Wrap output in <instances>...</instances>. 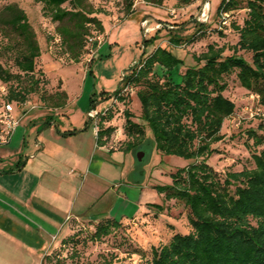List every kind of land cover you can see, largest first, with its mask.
I'll use <instances>...</instances> for the list:
<instances>
[{
  "label": "trees",
  "instance_id": "1",
  "mask_svg": "<svg viewBox=\"0 0 264 264\" xmlns=\"http://www.w3.org/2000/svg\"><path fill=\"white\" fill-rule=\"evenodd\" d=\"M34 1L42 3L43 12L56 24L62 49L72 62H79L86 53L90 36L104 31L98 16L101 10L89 0ZM121 1L125 18L136 11V0ZM141 1L161 6L165 0ZM183 2L189 4L193 0ZM224 12L229 14V22L219 28V16ZM217 13L215 26H208V21L200 24L185 42L212 32L224 38L226 32H232L234 40L208 42L202 53L194 55V65L178 72L179 81L173 78V71L181 60L162 46L122 75L123 86L136 88L141 122L133 121V114L124 109L123 132L127 139L121 150L136 152L147 143L153 153L173 154L189 161L171 173V184L155 189L166 200L175 199L187 207L191 229L187 233L174 232L166 243L153 247L147 264H264V123L244 132L250 166L220 177L207 163L216 151L212 144L223 139L224 120L235 110V103L223 93L226 77L234 74L239 85L264 108V0H221ZM3 39L0 49L12 52L16 67V72H12L0 63V81L7 87L3 98L5 102L24 103L40 86L41 79L35 72L41 48L25 11L16 3L0 9V42ZM169 42L179 46L182 39L172 36ZM227 49L230 53L225 54ZM244 54H250V59ZM121 92L118 86L113 94L123 100ZM49 97L52 108L63 107L68 100L65 90ZM91 103L94 107V100ZM112 118L109 109L99 111L96 117V142L100 146L113 130L111 125H104ZM143 176L141 168L135 174L136 181L140 182ZM151 206L162 210L161 205ZM77 221L70 218L69 226ZM119 224L103 217L96 223L92 237H106ZM44 264L60 261H52L50 252L44 257Z\"/></svg>",
  "mask_w": 264,
  "mask_h": 264
},
{
  "label": "rangeland",
  "instance_id": "2",
  "mask_svg": "<svg viewBox=\"0 0 264 264\" xmlns=\"http://www.w3.org/2000/svg\"><path fill=\"white\" fill-rule=\"evenodd\" d=\"M89 1L95 8L101 10L98 16L106 24V44L94 59L92 52L87 49L76 63L64 53L60 42H55L56 24L43 12L42 3L34 0H0V9L5 4L16 3L25 11L42 47L35 72V76L41 79L37 92L30 94L24 103L5 102L3 97L7 87L0 81V116L6 111L5 104L9 103L12 106L11 115L19 123L24 112L29 109L48 110L54 107L49 96L65 89L69 94V101L64 111L74 112L70 116L74 122H78L82 113L87 116L86 110L109 109L113 118L104 125H111L113 130L103 146L107 151L121 150L127 139L123 132L124 109H128L133 114V121L141 122L140 104L135 95L136 88L123 86L122 74L126 73L132 64L149 55L157 46H162L181 60L177 69L173 71V78L179 81L178 72L194 65V55L202 53L208 42L219 39L220 42L230 43L234 37L232 32H226V38L212 32L194 38L192 43L185 42V39L191 37L200 24L204 23L197 19L203 5L208 4L207 25H216L217 8L221 0H193L189 4L183 0H165L161 6L142 1L137 4L136 11L126 18L121 0ZM64 6L69 5L64 4ZM157 24H159L158 28ZM149 27L153 28L151 32H145V28ZM172 36L180 37L182 44L172 45L169 42ZM145 41L147 46L144 48ZM4 42L3 39L0 47L4 46L2 44ZM109 45H112L113 49L109 50ZM11 53L10 50L1 48L0 63L10 67L12 72H16ZM224 53L228 54L230 51L227 49ZM244 55L250 59V54ZM225 81L227 87L223 93L235 103V110L224 120L221 128L223 139L212 144L216 151L207 158V163L220 177L229 171L251 165L250 151L244 144L246 137L244 132L246 129L256 128L259 123H264V108L258 104V99L255 96L251 97L249 91L239 85L234 74L226 77ZM118 86L122 89L123 100H119L113 94ZM102 90L107 92L102 93ZM91 100L96 102L94 107ZM58 116V113L52 111L51 121L59 123ZM29 128L31 127H23V133L27 139L35 140L36 133L27 135ZM2 130L3 124L0 123V141L1 136L5 134ZM47 131L44 130L45 136ZM138 152H143L140 160ZM133 153L134 166L146 171L144 183L124 189L123 186L109 187L111 198L106 195V198L90 207V212L97 214L99 218L79 219L72 223L69 226L70 238L63 243L60 242L50 251L52 261L58 260L60 264H147L151 259L153 247L166 243L174 232L187 233L191 229L187 207L175 199L166 200L164 194L155 189L158 185L171 184V173L179 167L186 166L189 161L173 154L153 153L148 149L147 143L142 149ZM131 161L132 158L128 156L127 164ZM108 172L106 173L110 175L114 171ZM78 194H80L78 203L87 198L81 186ZM116 195L120 199L115 200ZM140 204L141 209H139ZM151 204L161 205L162 210ZM122 214H126L127 217H121ZM106 216L119 221V226L115 227L110 235L94 239L92 234L96 223ZM47 240L49 247L56 244V241L51 242L50 238ZM36 254L31 252L30 255H25L21 263H17L16 256L3 252L0 254V264L10 262H14L10 264H40Z\"/></svg>",
  "mask_w": 264,
  "mask_h": 264
},
{
  "label": "crops",
  "instance_id": "3",
  "mask_svg": "<svg viewBox=\"0 0 264 264\" xmlns=\"http://www.w3.org/2000/svg\"><path fill=\"white\" fill-rule=\"evenodd\" d=\"M103 26L104 40L92 46L93 59L105 48L104 22ZM66 94L63 107L24 112L9 140L0 143V254L11 253L17 263L36 252L44 264V257L69 234L70 218L98 219L90 207L106 195L111 198L109 187H136L145 181V170L142 180L136 181L135 174L141 168L134 166L133 152L107 151L98 145L94 127L84 113L78 122L71 119L74 112L64 111L69 101ZM52 111L58 113L59 123L51 121ZM27 126L31 127L27 135L36 133L35 140L23 133ZM44 130H48L46 136ZM128 156L132 158L129 164ZM110 170L113 178L106 173ZM79 186L87 198L78 203ZM47 238L56 244L49 247Z\"/></svg>",
  "mask_w": 264,
  "mask_h": 264
},
{
  "label": "built area",
  "instance_id": "4",
  "mask_svg": "<svg viewBox=\"0 0 264 264\" xmlns=\"http://www.w3.org/2000/svg\"><path fill=\"white\" fill-rule=\"evenodd\" d=\"M139 2H142V1L136 0L133 7L137 6V4ZM207 10H208V4L203 5L200 13L198 14L197 19L203 21L204 23L207 22L209 19ZM228 22H229V14L226 12L221 13L219 16L218 27L221 28L222 26L227 25ZM158 27H159V24H157V28ZM152 29H153L152 27L145 28V32H151ZM54 40H55V42H60V37L58 35H56ZM103 40H104V36L102 34H96L94 36H90L88 38V41H87L88 42L87 48L90 50V52H93L92 46L94 44H101V42H103ZM251 97H253V96H251ZM4 109L6 111L3 112V114L0 116V123L3 124L2 132H4L5 134L3 136H1L2 139H1L0 143L7 142L11 136V133L13 132L15 127L18 125V121L11 115V112H12L11 104L6 103ZM98 113H99V111H96L93 108L90 109L87 113L88 119L93 124L95 134L97 132L96 117H97Z\"/></svg>",
  "mask_w": 264,
  "mask_h": 264
},
{
  "label": "water",
  "instance_id": "5",
  "mask_svg": "<svg viewBox=\"0 0 264 264\" xmlns=\"http://www.w3.org/2000/svg\"><path fill=\"white\" fill-rule=\"evenodd\" d=\"M122 79V78H121ZM138 159L140 160L143 157V152H138Z\"/></svg>",
  "mask_w": 264,
  "mask_h": 264
}]
</instances>
